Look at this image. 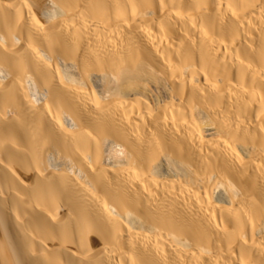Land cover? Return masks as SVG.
<instances>
[{"label":"bare ground","instance_id":"obj_1","mask_svg":"<svg viewBox=\"0 0 264 264\" xmlns=\"http://www.w3.org/2000/svg\"><path fill=\"white\" fill-rule=\"evenodd\" d=\"M0 264H264V0H0Z\"/></svg>","mask_w":264,"mask_h":264}]
</instances>
